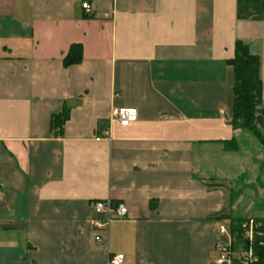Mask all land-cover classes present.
Here are the masks:
<instances>
[{
    "label": "crops",
    "instance_id": "1",
    "mask_svg": "<svg viewBox=\"0 0 264 264\" xmlns=\"http://www.w3.org/2000/svg\"><path fill=\"white\" fill-rule=\"evenodd\" d=\"M88 1L0 0V264H215L220 222L264 218V148L231 123L228 63L238 40L260 57L264 103V20L237 0ZM97 200L128 207L102 241Z\"/></svg>",
    "mask_w": 264,
    "mask_h": 264
},
{
    "label": "trees",
    "instance_id": "2",
    "mask_svg": "<svg viewBox=\"0 0 264 264\" xmlns=\"http://www.w3.org/2000/svg\"><path fill=\"white\" fill-rule=\"evenodd\" d=\"M239 19L264 20V0H237ZM83 59L81 44H72L64 57V65L79 64ZM228 63L234 69L233 113L231 123L235 129L245 128L251 132L264 148V103L262 98V80L260 77V57L252 54L247 44L236 42L235 56ZM70 107L64 106L61 113L52 118L53 135L63 133L64 124L69 119ZM235 143V141H233ZM236 150V148H235ZM248 219H231L229 229L237 250L247 248L250 243L244 237L242 223ZM260 224L251 244L264 264V218H255Z\"/></svg>",
    "mask_w": 264,
    "mask_h": 264
},
{
    "label": "built area",
    "instance_id": "3",
    "mask_svg": "<svg viewBox=\"0 0 264 264\" xmlns=\"http://www.w3.org/2000/svg\"><path fill=\"white\" fill-rule=\"evenodd\" d=\"M82 3L85 11L91 12L92 5L88 0H78ZM112 117L121 126H128L139 118L138 109L134 107H116L112 111ZM94 212L96 216L91 222L96 232V241H102V231L109 227V222L113 217H124L128 214V207L125 204H115L110 200H97L94 203ZM103 215H106L104 218ZM228 220L224 219L218 225V231L222 235V240L218 243V256L215 264H260L259 257L251 246L256 230L260 224L255 219H248L242 223L244 237L250 243L247 248L237 250L233 243V237L230 232ZM125 260L124 254H115L110 256L108 264H123Z\"/></svg>",
    "mask_w": 264,
    "mask_h": 264
},
{
    "label": "rangeland",
    "instance_id": "4",
    "mask_svg": "<svg viewBox=\"0 0 264 264\" xmlns=\"http://www.w3.org/2000/svg\"><path fill=\"white\" fill-rule=\"evenodd\" d=\"M239 129H244L245 131H247V132H249L247 129H245V128H239ZM251 135H253L251 132H249ZM218 162H220V161H218ZM221 163V162H220ZM241 181H243V178L242 177H235L234 179H233V182H234V184H240V182ZM246 203L247 202H244V203H242L239 207H238V212H241V213H243L244 212V209H245V207H244V205H246ZM256 210V208H254V209H251L250 210V212L248 213V214H252V213H254V211Z\"/></svg>",
    "mask_w": 264,
    "mask_h": 264
}]
</instances>
